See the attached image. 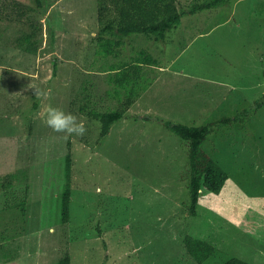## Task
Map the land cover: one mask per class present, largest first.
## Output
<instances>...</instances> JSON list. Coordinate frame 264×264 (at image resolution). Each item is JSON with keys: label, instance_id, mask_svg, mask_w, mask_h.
Listing matches in <instances>:
<instances>
[{"label": "rangeland", "instance_id": "374dc122", "mask_svg": "<svg viewBox=\"0 0 264 264\" xmlns=\"http://www.w3.org/2000/svg\"><path fill=\"white\" fill-rule=\"evenodd\" d=\"M208 1L177 0L184 16L166 40L122 37L120 54L106 56L99 0H0V264H58L66 253L71 264H198L186 235L219 249L204 264H264V105L246 127H223L203 144L230 177L219 195L203 192L197 216L188 144L156 120L203 126L264 96V0L192 12ZM29 35L36 52L18 43ZM142 49L159 62L144 67L150 87L103 137L88 112L120 107L126 90L117 95L112 77ZM31 83L50 91L47 99L37 100ZM49 106L82 120L85 135L53 132L43 122Z\"/></svg>", "mask_w": 264, "mask_h": 264}, {"label": "trees", "instance_id": "16d2710c", "mask_svg": "<svg viewBox=\"0 0 264 264\" xmlns=\"http://www.w3.org/2000/svg\"><path fill=\"white\" fill-rule=\"evenodd\" d=\"M230 0H210L193 7L192 12L203 11L216 8L228 3ZM42 4V0H37ZM15 9L20 13L23 5L20 2L14 3ZM113 13L109 15V13ZM184 16L178 6L177 0H99L98 41L101 53L109 56L120 54L124 46L122 37H129L135 34H145L154 36L157 40L164 41L168 32L176 28ZM21 47H26L28 51L36 52L38 46L33 44L30 35L18 41ZM156 59L147 50L142 49L130 63L124 64L112 77L120 95L122 89L126 90L125 100L121 101L120 107L115 110L100 112L91 109L88 114L92 119L101 122V135L106 136L114 123L125 117L128 109L136 100L150 87L149 80L145 79L144 67L158 65ZM112 70H116L113 66ZM148 81V82H147ZM263 99V100H262ZM255 103L253 108H245L235 116H224L221 119L203 126H193L178 123L157 117L156 120L169 129L172 133L180 137L188 144V159L190 165V206L189 213L192 216L198 215V208L202 200L203 192L209 195H219L229 180V172L204 148L203 144L208 136L216 130L234 124L247 125L248 117L264 105V96ZM81 112H86L87 108H80ZM147 119H152L146 116ZM65 158L64 169V189L61 202V221L66 224L70 221V205L72 195L73 180V156L70 151ZM24 210V209H23ZM184 245L187 253L198 263L204 264L210 258L217 255L219 249L212 243L186 235ZM58 264H71L69 253L61 258ZM221 264H252L238 257H231Z\"/></svg>", "mask_w": 264, "mask_h": 264}, {"label": "clouds", "instance_id": "9594fccd", "mask_svg": "<svg viewBox=\"0 0 264 264\" xmlns=\"http://www.w3.org/2000/svg\"><path fill=\"white\" fill-rule=\"evenodd\" d=\"M29 89H34V96L37 100L47 99L50 91H46L33 85H28ZM45 125L55 133H64L67 136H84L87 128L82 120L77 116L66 113L60 108L49 106L47 108L44 121Z\"/></svg>", "mask_w": 264, "mask_h": 264}]
</instances>
